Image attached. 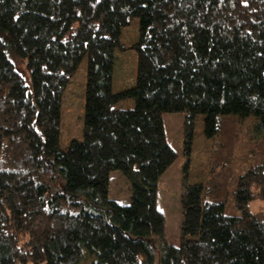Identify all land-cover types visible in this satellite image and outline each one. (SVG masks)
Masks as SVG:
<instances>
[{
	"label": "trees",
	"instance_id": "16d2710c",
	"mask_svg": "<svg viewBox=\"0 0 264 264\" xmlns=\"http://www.w3.org/2000/svg\"><path fill=\"white\" fill-rule=\"evenodd\" d=\"M127 51L135 83L115 93ZM83 60L82 138L63 151L62 96ZM181 112L184 184L197 116L213 146L183 227L196 243L177 247L156 197L177 159L162 115ZM249 117L264 135V0H0V264H264V141L230 182L234 142L219 139L226 119ZM113 171L128 205L108 197Z\"/></svg>",
	"mask_w": 264,
	"mask_h": 264
},
{
	"label": "rangeland",
	"instance_id": "374dc122",
	"mask_svg": "<svg viewBox=\"0 0 264 264\" xmlns=\"http://www.w3.org/2000/svg\"><path fill=\"white\" fill-rule=\"evenodd\" d=\"M138 20L121 32V43L130 47L137 41ZM86 62L82 61L75 76L62 96L61 125L59 145L66 151L72 140H81L84 114ZM136 54L134 51L115 53L113 70V92L130 88L135 83ZM117 109L133 108V101L119 103ZM185 113H166L162 115L163 128L168 144L176 151V161L166 169L157 182L156 208L163 215L164 237L169 245L180 247L181 244L191 246L196 243V233L187 234L183 229L189 221L195 220L191 214L195 206L200 205L205 185L210 177V158L212 141L203 135V117L197 116L194 135L190 145V167L184 184L182 168L185 161ZM219 139L222 144L233 139L234 149L231 155L232 175L230 182L236 176L245 172L250 166L257 164L258 156L254 153L264 135L255 128L252 117L245 120L228 118L224 121ZM260 159V157H259ZM109 199L120 205L130 202V183L118 171H113L108 177ZM231 202V198L229 200ZM261 203H251L250 208L257 210ZM230 209V206H229ZM229 212V211H228ZM190 231V229L188 230Z\"/></svg>",
	"mask_w": 264,
	"mask_h": 264
},
{
	"label": "crops",
	"instance_id": "0c3cea01",
	"mask_svg": "<svg viewBox=\"0 0 264 264\" xmlns=\"http://www.w3.org/2000/svg\"><path fill=\"white\" fill-rule=\"evenodd\" d=\"M112 88H113V83H112Z\"/></svg>",
	"mask_w": 264,
	"mask_h": 264
}]
</instances>
